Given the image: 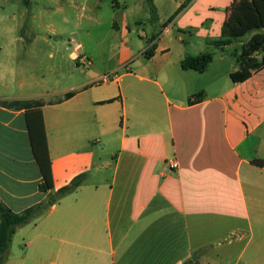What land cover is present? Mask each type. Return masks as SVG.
Returning a JSON list of instances; mask_svg holds the SVG:
<instances>
[{
	"label": "crops",
	"instance_id": "1",
	"mask_svg": "<svg viewBox=\"0 0 264 264\" xmlns=\"http://www.w3.org/2000/svg\"><path fill=\"white\" fill-rule=\"evenodd\" d=\"M185 1L167 19L154 6L162 29L142 35L152 57L150 43L140 56L122 42L98 72L78 48L72 68H51L68 81L40 92L31 70L22 78L21 53L0 47V201L23 213L49 199L22 102L44 103L54 192L85 176L16 230L4 264H264V167L253 164L264 159V69L231 80L264 31L217 47L235 0H193L169 21ZM128 24L124 13L123 35ZM208 53L205 72L182 68Z\"/></svg>",
	"mask_w": 264,
	"mask_h": 264
},
{
	"label": "rangeland",
	"instance_id": "2",
	"mask_svg": "<svg viewBox=\"0 0 264 264\" xmlns=\"http://www.w3.org/2000/svg\"><path fill=\"white\" fill-rule=\"evenodd\" d=\"M120 1L128 4L127 10L117 0H0V47L21 53L22 78L29 74L26 70L36 76L37 88L32 91L65 84L67 78L52 75L51 68H72L75 63L70 57L78 48V53H91L94 71L104 72L114 64L122 42L140 56L148 43L150 50L154 38L142 35L151 38L162 29L154 6L167 19L179 0ZM124 13L129 22L126 35L118 28ZM137 19L143 24H136Z\"/></svg>",
	"mask_w": 264,
	"mask_h": 264
},
{
	"label": "trees",
	"instance_id": "3",
	"mask_svg": "<svg viewBox=\"0 0 264 264\" xmlns=\"http://www.w3.org/2000/svg\"><path fill=\"white\" fill-rule=\"evenodd\" d=\"M193 0H186L181 7L171 16L169 21L175 19ZM264 31V0H235L229 8L227 19L223 27L224 40L217 42V47H224L233 41L244 38L253 31ZM155 46L146 52V57L154 55ZM264 32L257 33L252 39L242 46L238 55L240 69L231 74L234 83H243L253 77L254 74L264 69ZM213 61V54L208 53L198 57H186L181 66L185 70H195L203 73ZM73 94H67L66 98ZM201 96H196L192 103L200 101ZM107 101L104 103L111 102ZM41 101L22 102L20 106L29 109L27 112V125L30 142L35 159L42 174L40 191L49 193L46 203L37 204L23 213H14L2 201H0V264H4L5 255L11 245L12 237L16 230L28 225L43 215L51 206L58 203L65 196L76 191L83 183L85 176L80 175L73 179L68 185L54 192L55 183L52 162L49 153L47 132L45 128L44 115ZM253 164L264 167V159H255ZM186 262L185 264H191Z\"/></svg>",
	"mask_w": 264,
	"mask_h": 264
},
{
	"label": "built area",
	"instance_id": "4",
	"mask_svg": "<svg viewBox=\"0 0 264 264\" xmlns=\"http://www.w3.org/2000/svg\"><path fill=\"white\" fill-rule=\"evenodd\" d=\"M117 74L113 73V74H107L105 76H103L102 81L103 82H110L111 80L117 78ZM172 166L173 167H177V163L175 161L172 162Z\"/></svg>",
	"mask_w": 264,
	"mask_h": 264
},
{
	"label": "water",
	"instance_id": "5",
	"mask_svg": "<svg viewBox=\"0 0 264 264\" xmlns=\"http://www.w3.org/2000/svg\"><path fill=\"white\" fill-rule=\"evenodd\" d=\"M192 260L195 261V260H196V256H194V257L192 258Z\"/></svg>",
	"mask_w": 264,
	"mask_h": 264
}]
</instances>
